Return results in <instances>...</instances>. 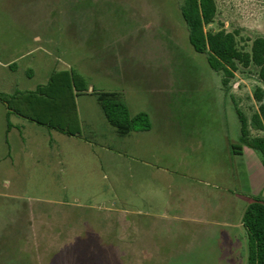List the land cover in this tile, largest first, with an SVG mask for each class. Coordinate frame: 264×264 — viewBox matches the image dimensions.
Segmentation results:
<instances>
[{"label": "rangeland", "instance_id": "374dc122", "mask_svg": "<svg viewBox=\"0 0 264 264\" xmlns=\"http://www.w3.org/2000/svg\"><path fill=\"white\" fill-rule=\"evenodd\" d=\"M183 1L0 0V63L19 57L17 70L0 66L4 95L15 85L34 91L62 72L89 87L77 95L72 83L74 96L46 108L64 111L76 133L51 151L38 134V178L21 176L35 173L34 158L20 162L9 153L0 128V241L17 240L13 230L26 221L34 238L31 211L38 209V253L27 250L23 259L7 247L0 264H248L240 215L215 211L234 204L231 196H167L214 186L264 193L253 186L264 183L260 153H230L241 137L232 97L249 118L258 111L259 69L239 64L225 90L222 74L189 42ZM215 1L217 16L205 31L234 33L238 48L251 51L264 37V0ZM162 84L175 93L170 100ZM93 89L120 92L130 115L147 113L152 128L120 136ZM91 122L101 134L88 129Z\"/></svg>", "mask_w": 264, "mask_h": 264}, {"label": "trees", "instance_id": "16d2710c", "mask_svg": "<svg viewBox=\"0 0 264 264\" xmlns=\"http://www.w3.org/2000/svg\"><path fill=\"white\" fill-rule=\"evenodd\" d=\"M217 12L215 0L183 1L181 14L187 25L189 42L194 51L205 55L211 69L222 74V85L225 90H229L231 79L237 72L239 64L246 68L252 65L257 67L259 81L264 85V37H257L252 43L251 51L248 52L238 48L237 35L234 33L225 30L216 33L206 32L205 27L214 22ZM72 83H75L77 95L88 93L89 87L84 80L62 72L53 74L46 86H40L34 91L17 92L12 96L0 93V101L7 105L10 113L24 116L48 128L53 127L65 134H75L76 132H71L69 126L73 124L76 126V121L69 124L64 111L58 110V117L55 118L52 115L54 116L56 111L51 113L53 108L49 109L50 111L46 109L51 104L61 103V99L68 93L74 96ZM92 91L91 94L95 96L107 121L120 136H128L132 132H146L152 128L148 114L139 113L133 117L130 115L121 93L94 89ZM253 96L259 107L251 118L232 97L241 124L240 144L233 145L232 149L235 154H241L243 146L250 147L260 153L264 166V136H252V130L264 131V89L257 87ZM17 100L27 102L30 108L21 109L16 104ZM8 127H11L10 122ZM243 226L248 239V264H264V200L253 198L243 215Z\"/></svg>", "mask_w": 264, "mask_h": 264}, {"label": "crops", "instance_id": "0c3cea01", "mask_svg": "<svg viewBox=\"0 0 264 264\" xmlns=\"http://www.w3.org/2000/svg\"><path fill=\"white\" fill-rule=\"evenodd\" d=\"M53 1L54 0H51V2H53ZM38 40H39L38 36H36L35 41L37 43H38ZM17 59L19 60V57ZM17 59H14L12 61L9 60L4 64L0 63V66L3 67L4 69H9V71L17 70V67H16L17 63L15 61ZM13 85H15V83H13ZM15 86L13 87L14 89H13L12 95L16 94L17 92L29 91V90H20ZM37 88H38V86L34 90H36ZM157 88L159 91L163 90V91H160V93H163V95L168 97L169 100L171 98H173V94H175L173 91L165 92V90L167 89L165 84H162L160 87L157 86ZM0 93L4 94L1 91H0ZM118 93H120V92H118ZM122 96H123V94H122ZM124 101H125V99H124ZM16 104H17V106H19L23 110H27L30 108L29 104L23 100H17ZM99 107H100V105H99ZM36 111L38 114V106H36ZM101 111H102V109H101ZM129 112H130V110H129ZM102 113H103V111H102ZM139 113H145V112H139ZM139 113H137V114H139ZM13 117H16V119H17L16 122H13V120H12ZM52 117L57 118L58 113L57 112L54 113V116L52 115ZM103 117L106 121L107 119H106L104 113H103ZM0 121L3 122L2 126H0V128L2 129V132L5 133L4 134L5 144H7V146H8L9 153H12L15 151L16 154L18 155V159L20 160V162H25V161H28L30 158H34V161L36 163L35 173H33V175H32L30 172L25 171L21 174V176L23 178H27V179L32 178V176L38 178V134L43 137L44 143L48 144L47 147L50 151L54 149L53 146H55L56 148L58 147L57 146L58 142H65L70 137L69 135H67L63 132H60L59 130H56V129L51 130V129L43 126V125L38 124L37 122L29 120L28 118H26L24 116L10 113L7 105L1 101H0ZM8 122H10V124H11L10 128L8 127ZM87 127L90 130L92 129L91 131L93 133L101 134L100 132H98L99 130H97V127L92 122L87 123ZM140 133H143V132H132L128 136L135 137V135L138 136V135H140ZM128 136H126V137H128ZM134 141H135L134 144H137L135 139H134ZM233 145L234 144L230 145V148H231L230 153H232L233 155H236L232 149ZM250 151H251L250 147H247V146L244 147L243 146L242 153L238 154V155H241L243 158V157H245V155L250 154L251 153ZM21 154H23V156H21ZM24 155H25V158H27L25 160H24ZM11 159H12V157H10L9 160L12 161ZM14 164L15 163L12 161L10 165H13L12 167H14ZM257 167H258V169H260V173H262V175H263L262 178H264V166L262 164V160H260L259 166H257ZM261 168H262V170H261ZM11 172L8 171V173L10 175L15 174V173H11ZM18 175L20 176V174H18ZM260 180L261 179H259V181ZM253 182L254 181L251 182V174L247 175V181L245 183V188H246V186H250L251 183H253ZM254 183H253V186H258V190H261L264 187V183L259 182L258 185H255ZM250 187H247V189L249 191L248 190L247 191L242 190L243 191L242 193H235V194L232 193V191L229 187L224 188V187H220V186H214L213 187L214 190H211L213 192H209V193L208 192L206 193L205 191H203V189H201L199 187V188H196L194 190V192H191V190L189 191L188 189L186 191L184 189H182L183 192H178V193L172 192L171 194H168V195L166 194V195L167 196H231L234 199V204L232 203V205H230L229 207L224 208V209L216 207L215 211H216V213L227 216V217L230 215H233L234 213L235 214L238 213L240 215V222H241L240 225H243V215H244L246 209L248 208V206L250 204L249 200L252 197H258V198H261L262 200H264V193L263 192L260 191L259 196L253 195L249 189ZM234 192H236V191H234ZM245 203H246V205H245ZM237 206H239V207L237 208ZM31 216L35 218L34 219L35 223L33 221L34 224L33 225L30 224L31 230L29 232L35 234L34 238L30 237V240H28V235H27V233H28L27 225L28 224H27V221L25 222L24 226H22V225L18 226V224H17L16 225L17 228L14 229L13 232L18 236V239L15 241H9L8 246L3 244L4 242L0 241V257L5 256V255L10 256L9 253L2 254V251L5 250L4 248H7V247H9L8 249H18L19 252L16 254V256L17 257L22 256L23 259L27 258L26 256L30 255L27 250H32V249L34 250L35 249L36 250L35 252L38 253V235H37L38 234V209H33L31 211ZM37 253H35V255ZM32 255H33V253H31V256Z\"/></svg>", "mask_w": 264, "mask_h": 264}]
</instances>
